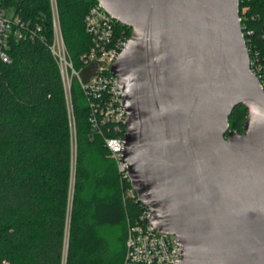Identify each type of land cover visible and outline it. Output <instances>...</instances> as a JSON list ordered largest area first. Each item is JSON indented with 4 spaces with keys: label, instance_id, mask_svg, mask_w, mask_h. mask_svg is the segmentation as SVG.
<instances>
[{
    "label": "water",
    "instance_id": "95a60500",
    "mask_svg": "<svg viewBox=\"0 0 264 264\" xmlns=\"http://www.w3.org/2000/svg\"><path fill=\"white\" fill-rule=\"evenodd\" d=\"M131 29L112 63L137 201L174 234L175 264H264V87L240 0H97ZM242 105L241 133L229 117Z\"/></svg>",
    "mask_w": 264,
    "mask_h": 264
},
{
    "label": "trees",
    "instance_id": "16d2710c",
    "mask_svg": "<svg viewBox=\"0 0 264 264\" xmlns=\"http://www.w3.org/2000/svg\"><path fill=\"white\" fill-rule=\"evenodd\" d=\"M56 1L66 46L88 83L98 65L83 59L95 46L85 18L98 2ZM7 11L40 31L35 40L11 35L5 48L10 62H0V264H124L128 224L145 220L147 209L109 158L104 138L116 135L113 124L98 120L94 126L93 98L74 80L73 166L68 105L49 49L50 0H0V12ZM240 18L251 69L264 84V0H240ZM114 27L118 36L131 34L125 25ZM245 119V108L237 106L230 128L241 133ZM108 229L116 231L114 239Z\"/></svg>",
    "mask_w": 264,
    "mask_h": 264
},
{
    "label": "built area",
    "instance_id": "2783aa9c",
    "mask_svg": "<svg viewBox=\"0 0 264 264\" xmlns=\"http://www.w3.org/2000/svg\"><path fill=\"white\" fill-rule=\"evenodd\" d=\"M50 5L53 38L49 49L60 70L71 127H74L71 86L74 80H78L82 89L89 97L93 98L91 103V121L94 126H97L98 120L113 124V131L116 132V135L104 138L105 147L108 150L109 158L115 162L121 179L129 182L122 153L124 135L126 133L124 124L127 121V115L122 105V93L118 78L110 73V68L112 63L126 48L130 36L116 35L114 25L118 22L99 3L92 6L85 18V25L86 30L93 36L95 46L83 56V59L95 62L98 66L90 81L83 83L81 80V69L75 67L65 43L57 1L50 0ZM29 25V23L26 24L18 18H9L5 13L0 12L1 63L10 62L5 48L11 35L18 41L38 38L40 28L29 29ZM262 85L264 87L263 83ZM130 194L136 198L132 188ZM147 217L148 210L142 215L145 220L135 224H128L124 264H175L181 261L182 250L176 236L157 231L150 224Z\"/></svg>",
    "mask_w": 264,
    "mask_h": 264
},
{
    "label": "rangeland",
    "instance_id": "374dc122",
    "mask_svg": "<svg viewBox=\"0 0 264 264\" xmlns=\"http://www.w3.org/2000/svg\"><path fill=\"white\" fill-rule=\"evenodd\" d=\"M7 16L9 18L13 17L12 16V12L11 11H7ZM71 141H72V148H73V166H74L75 160H76L77 143H76V131H75V128L73 126L71 127ZM73 198H74V189H73V183H71V188L69 190L70 207L72 205ZM105 233H106V236L108 237V239H114V235L116 234V231L108 229V230L105 231ZM68 238H69V236H68V233H67L66 238H65V255H66L67 249H68Z\"/></svg>",
    "mask_w": 264,
    "mask_h": 264
}]
</instances>
